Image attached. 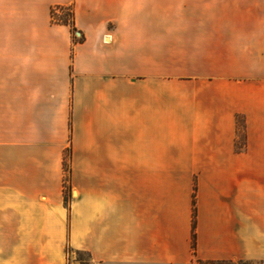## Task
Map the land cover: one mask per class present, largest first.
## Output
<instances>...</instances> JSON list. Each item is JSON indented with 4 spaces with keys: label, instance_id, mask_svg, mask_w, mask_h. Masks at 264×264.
Returning a JSON list of instances; mask_svg holds the SVG:
<instances>
[{
    "label": "crops",
    "instance_id": "0c3cea01",
    "mask_svg": "<svg viewBox=\"0 0 264 264\" xmlns=\"http://www.w3.org/2000/svg\"><path fill=\"white\" fill-rule=\"evenodd\" d=\"M68 247L264 264V0H0V264Z\"/></svg>",
    "mask_w": 264,
    "mask_h": 264
},
{
    "label": "trees",
    "instance_id": "16d2710c",
    "mask_svg": "<svg viewBox=\"0 0 264 264\" xmlns=\"http://www.w3.org/2000/svg\"><path fill=\"white\" fill-rule=\"evenodd\" d=\"M60 8L63 10V14L61 15H55L54 14V10L55 9H52V20L56 23H63V24H67V25H70L71 29H72V32H73V37H74V42L76 43L77 41H79V39L81 40L82 38H77L75 36V33L77 32V27L75 25V10H74V7L71 5H68V6H60ZM55 16V17H54ZM241 118L242 116L240 114L237 115V122H238V125L241 123ZM246 127V124L244 125V128ZM245 132V130H244ZM242 148V146H240V149ZM70 151L68 153H66L65 155V161H64V167H65V171L67 173V176H66V183L67 181L69 180V173L71 171V167H70V164H69V158H70ZM66 189L69 190L70 189V186L68 187L67 184H66ZM66 202H67V199H66ZM196 206H195V199H194V210H193V234H192V246L193 248L195 249L196 248ZM70 250H72L71 247H68V254L70 252ZM88 254V253H87ZM89 256V260L86 264H92L91 261H90V254H88Z\"/></svg>",
    "mask_w": 264,
    "mask_h": 264
},
{
    "label": "rangeland",
    "instance_id": "374dc122",
    "mask_svg": "<svg viewBox=\"0 0 264 264\" xmlns=\"http://www.w3.org/2000/svg\"><path fill=\"white\" fill-rule=\"evenodd\" d=\"M234 2L240 3V0H230V3H234ZM60 6H68V5H58V6L54 7L53 9L60 8ZM75 36L78 38L77 33H75ZM244 125H245V120L242 117L241 118V123L239 124V127H240V134H239V136H240V138H239L240 146H244L246 144V140H247L246 132H244V130H245ZM69 255H70L71 258H73V259L76 258L78 260V262H74V264H80V263L81 264H86L88 262V260H89V256H88V254L86 252H75L73 250H70Z\"/></svg>",
    "mask_w": 264,
    "mask_h": 264
},
{
    "label": "built area",
    "instance_id": "2783aa9c",
    "mask_svg": "<svg viewBox=\"0 0 264 264\" xmlns=\"http://www.w3.org/2000/svg\"><path fill=\"white\" fill-rule=\"evenodd\" d=\"M55 15H61V14H63V10L61 9V8H55ZM55 17V16H54Z\"/></svg>",
    "mask_w": 264,
    "mask_h": 264
}]
</instances>
